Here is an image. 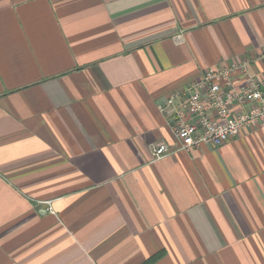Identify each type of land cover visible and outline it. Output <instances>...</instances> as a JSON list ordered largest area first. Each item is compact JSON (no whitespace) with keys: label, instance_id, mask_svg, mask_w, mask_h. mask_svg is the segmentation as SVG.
<instances>
[{"label":"crops","instance_id":"0c3cea01","mask_svg":"<svg viewBox=\"0 0 264 264\" xmlns=\"http://www.w3.org/2000/svg\"><path fill=\"white\" fill-rule=\"evenodd\" d=\"M243 58L263 80L264 0H0V264H264V130L170 127Z\"/></svg>","mask_w":264,"mask_h":264},{"label":"built area","instance_id":"2783aa9c","mask_svg":"<svg viewBox=\"0 0 264 264\" xmlns=\"http://www.w3.org/2000/svg\"><path fill=\"white\" fill-rule=\"evenodd\" d=\"M248 64L243 58L227 67L208 68L199 80L171 95V99L186 95L180 108L171 114L176 150L219 147L243 131L264 130V79L248 74ZM171 152L166 143L158 142L152 147V160Z\"/></svg>","mask_w":264,"mask_h":264}]
</instances>
